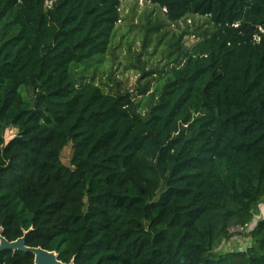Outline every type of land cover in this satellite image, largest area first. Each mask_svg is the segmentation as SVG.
I'll return each mask as SVG.
<instances>
[{
  "label": "trees",
  "instance_id": "obj_1",
  "mask_svg": "<svg viewBox=\"0 0 264 264\" xmlns=\"http://www.w3.org/2000/svg\"><path fill=\"white\" fill-rule=\"evenodd\" d=\"M123 1L0 0L3 237L27 232L63 263L264 264V217L245 252L214 253L264 200V0H142L211 25L190 48L178 38L148 108L74 78L107 51Z\"/></svg>",
  "mask_w": 264,
  "mask_h": 264
},
{
  "label": "rangeland",
  "instance_id": "obj_2",
  "mask_svg": "<svg viewBox=\"0 0 264 264\" xmlns=\"http://www.w3.org/2000/svg\"><path fill=\"white\" fill-rule=\"evenodd\" d=\"M211 30L206 17L187 16L178 23L164 18L163 11L146 1L126 0L120 5V21L104 55L74 67L77 83H93L105 93H130L140 107L150 106L149 95L156 94L164 83V72L172 64L174 44L181 39L183 48H190L198 35ZM145 45V46H143ZM144 75V76H143ZM142 88H147L141 95ZM16 129L7 127L4 139L7 142ZM71 145L61 152V162L69 164ZM264 217V200L258 205V214L245 228H231V237L215 244L214 253L225 255L245 252L252 240L248 232Z\"/></svg>",
  "mask_w": 264,
  "mask_h": 264
},
{
  "label": "water",
  "instance_id": "obj_3",
  "mask_svg": "<svg viewBox=\"0 0 264 264\" xmlns=\"http://www.w3.org/2000/svg\"><path fill=\"white\" fill-rule=\"evenodd\" d=\"M26 234L27 232H24L22 237L9 242L3 237V229L0 227V252L10 250L13 252L30 253L33 255V264H73L72 260L69 263H63L58 260L57 254L54 251L26 246L24 242Z\"/></svg>",
  "mask_w": 264,
  "mask_h": 264
},
{
  "label": "built area",
  "instance_id": "obj_4",
  "mask_svg": "<svg viewBox=\"0 0 264 264\" xmlns=\"http://www.w3.org/2000/svg\"><path fill=\"white\" fill-rule=\"evenodd\" d=\"M140 1H142V0H140ZM164 11V10H163Z\"/></svg>",
  "mask_w": 264,
  "mask_h": 264
}]
</instances>
